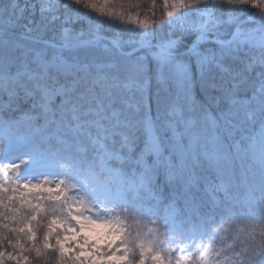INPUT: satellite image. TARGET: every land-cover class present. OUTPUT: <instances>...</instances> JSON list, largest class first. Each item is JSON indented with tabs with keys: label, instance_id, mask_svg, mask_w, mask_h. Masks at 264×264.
Listing matches in <instances>:
<instances>
[{
	"label": "snow or ice",
	"instance_id": "obj_1",
	"mask_svg": "<svg viewBox=\"0 0 264 264\" xmlns=\"http://www.w3.org/2000/svg\"><path fill=\"white\" fill-rule=\"evenodd\" d=\"M0 264H264V0H0Z\"/></svg>",
	"mask_w": 264,
	"mask_h": 264
},
{
	"label": "trees",
	"instance_id": "obj_2",
	"mask_svg": "<svg viewBox=\"0 0 264 264\" xmlns=\"http://www.w3.org/2000/svg\"><path fill=\"white\" fill-rule=\"evenodd\" d=\"M160 2L162 3V0H160ZM258 147V146H257Z\"/></svg>",
	"mask_w": 264,
	"mask_h": 264
}]
</instances>
